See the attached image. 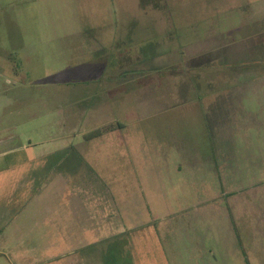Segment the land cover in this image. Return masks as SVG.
I'll return each mask as SVG.
<instances>
[{"label": "rangeland", "instance_id": "rangeland-1", "mask_svg": "<svg viewBox=\"0 0 264 264\" xmlns=\"http://www.w3.org/2000/svg\"><path fill=\"white\" fill-rule=\"evenodd\" d=\"M67 172L103 207L74 229L121 237L124 261L176 264L177 240L229 223L264 264L240 220L264 245V0H0V235L27 180Z\"/></svg>", "mask_w": 264, "mask_h": 264}, {"label": "crops", "instance_id": "crops-1", "mask_svg": "<svg viewBox=\"0 0 264 264\" xmlns=\"http://www.w3.org/2000/svg\"><path fill=\"white\" fill-rule=\"evenodd\" d=\"M19 1L21 3L26 0ZM159 30L160 28L153 33L157 39L150 40V47L156 45L161 49H165L160 45V42L156 41L159 40ZM98 44L100 47L102 46L100 48L103 50L101 54L106 53L107 41ZM66 145L68 144L66 143ZM226 153H228V157L221 156L215 161L227 162L225 157L228 160L235 158V154L229 155V150ZM210 160L208 162L212 164V158ZM35 162L39 161L36 160ZM221 166L223 169L222 174L226 176V171L230 166L227 164H221ZM211 169H215V165H212ZM212 173L214 174V170H212ZM61 175H58L57 178L46 179L44 187L37 186V188H35V184L33 185L34 178L32 177L27 180L31 184L30 192L23 193L21 189L12 196V204L17 205L19 211L13 215L16 218L14 221L9 222L6 232L3 230V236L0 235V248L10 247L11 245L19 248V257L22 263L28 261L26 260L28 249H35L31 251L37 258V264H56L55 261L60 262V260L68 264H134L130 254L125 257L128 261H124L121 257L123 254L121 248L124 245L128 247L127 243H122L121 237L118 236L109 240L106 237L101 239L102 237H100L98 231L94 232L96 236H89L87 231L74 229L76 227L84 228L87 224L91 226L90 216L92 210L97 211L103 207L98 200L91 203V195L87 191L88 187L84 186L87 185L84 175L73 177L67 172V178L64 177L65 179L63 178L65 174L61 173ZM218 175L220 174L217 173ZM26 185L23 187L24 189L29 184ZM76 185H81L82 190L77 191ZM7 212L9 211H3L2 215L9 216L10 212ZM248 214L241 215L247 217ZM28 219L30 220L29 223ZM240 220L245 224L244 231H246L245 235L248 237L250 252L252 249L254 254L261 256L264 245L252 241L254 235L251 223L244 218ZM218 225L220 224L207 223L202 227H198V229H193L196 234L193 237L189 236V246L181 245L178 240L176 241V247L173 243L172 257L176 256V264L184 263L185 260L188 261L187 264H230L233 255H238L241 262L245 264L249 262L250 264L249 254L242 252L239 247L241 236L238 231L235 232V228L233 229L229 223L221 226V229ZM0 233H2L1 230ZM10 242H14V244H10ZM180 242L184 243L185 241ZM63 249L66 250L61 253L60 251ZM5 255L0 249V258L2 257L3 261H5L3 259V257H6ZM48 255H50L49 258Z\"/></svg>", "mask_w": 264, "mask_h": 264}, {"label": "trees", "instance_id": "trees-1", "mask_svg": "<svg viewBox=\"0 0 264 264\" xmlns=\"http://www.w3.org/2000/svg\"><path fill=\"white\" fill-rule=\"evenodd\" d=\"M225 156L228 157V153ZM248 264H249V262H248Z\"/></svg>", "mask_w": 264, "mask_h": 264}]
</instances>
